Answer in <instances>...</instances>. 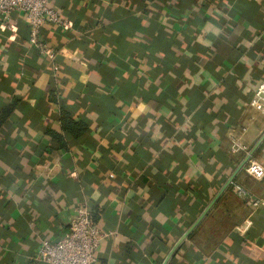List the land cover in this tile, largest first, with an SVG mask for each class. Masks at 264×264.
<instances>
[{"label":"crops","instance_id":"crops-1","mask_svg":"<svg viewBox=\"0 0 264 264\" xmlns=\"http://www.w3.org/2000/svg\"><path fill=\"white\" fill-rule=\"evenodd\" d=\"M48 2L70 23L41 28L53 61L21 12L0 19V264H43L79 206L104 233L93 264H161L264 133L248 105L264 0ZM250 159L264 165V138ZM246 166L170 264H264V178Z\"/></svg>","mask_w":264,"mask_h":264},{"label":"built area","instance_id":"built-area-1","mask_svg":"<svg viewBox=\"0 0 264 264\" xmlns=\"http://www.w3.org/2000/svg\"><path fill=\"white\" fill-rule=\"evenodd\" d=\"M14 11L23 14V20L28 30V44L39 55L53 61L55 51L45 40L41 33L44 24L69 28L60 10L52 7L48 0H0V19L7 21ZM10 29V25L4 24ZM53 69L57 66L53 63ZM248 105L264 114V80L257 83L253 90ZM231 152L245 151L246 146L237 138H231ZM247 173L253 179L264 178V165L253 159H249L246 166ZM235 192L240 197L250 196L246 189L235 185ZM257 198L251 199L253 206L261 204ZM104 233L91 219V213L85 206L74 209L69 221L68 231L57 241L44 239L40 242L36 254V260L43 264H93L96 252Z\"/></svg>","mask_w":264,"mask_h":264},{"label":"water","instance_id":"water-1","mask_svg":"<svg viewBox=\"0 0 264 264\" xmlns=\"http://www.w3.org/2000/svg\"><path fill=\"white\" fill-rule=\"evenodd\" d=\"M264 138V133L260 136V138L257 140V142L254 144V146L246 153L242 161L238 164L236 169L232 172V174L227 178V180L222 185L221 189L218 191V193L210 200V202L207 204L205 209L202 211V213L197 217V219L184 231V233L175 241L173 246L170 248L168 253L166 254L165 258L163 259L161 264H167L169 259L172 257L178 246L181 244V242L189 235V233L193 230V228L199 223V221L202 219V217L205 215V213L209 210L211 205L215 202L217 197L220 195V193L232 182L233 177L237 173V171L248 162L250 159L252 153L255 151V149L258 147L262 139Z\"/></svg>","mask_w":264,"mask_h":264},{"label":"trees","instance_id":"trees-1","mask_svg":"<svg viewBox=\"0 0 264 264\" xmlns=\"http://www.w3.org/2000/svg\"><path fill=\"white\" fill-rule=\"evenodd\" d=\"M5 113V111L3 112ZM5 115H1L0 116V123L3 121ZM61 122H62V127L65 128L66 130H68L71 133H77V132H82L83 127L81 126V124L73 122L72 120L68 119L66 117V115L64 114V112L61 114ZM77 131V132H75ZM92 219V218H91ZM93 221V220H92ZM94 222V221H93ZM174 255V254H173ZM173 255L172 257L169 259V261L167 262V264H170L171 261L173 260Z\"/></svg>","mask_w":264,"mask_h":264}]
</instances>
